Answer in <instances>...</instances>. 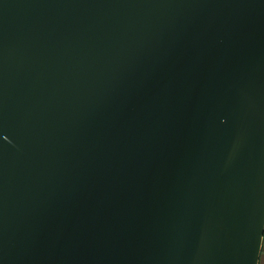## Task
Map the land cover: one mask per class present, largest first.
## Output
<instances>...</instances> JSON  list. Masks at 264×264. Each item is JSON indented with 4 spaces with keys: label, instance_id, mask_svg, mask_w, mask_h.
<instances>
[{
    "label": "water",
    "instance_id": "1",
    "mask_svg": "<svg viewBox=\"0 0 264 264\" xmlns=\"http://www.w3.org/2000/svg\"><path fill=\"white\" fill-rule=\"evenodd\" d=\"M264 0H0V264H260Z\"/></svg>",
    "mask_w": 264,
    "mask_h": 264
},
{
    "label": "rangeland",
    "instance_id": "2",
    "mask_svg": "<svg viewBox=\"0 0 264 264\" xmlns=\"http://www.w3.org/2000/svg\"><path fill=\"white\" fill-rule=\"evenodd\" d=\"M260 264H264V251L262 248L261 258H260Z\"/></svg>",
    "mask_w": 264,
    "mask_h": 264
},
{
    "label": "crops",
    "instance_id": "3",
    "mask_svg": "<svg viewBox=\"0 0 264 264\" xmlns=\"http://www.w3.org/2000/svg\"><path fill=\"white\" fill-rule=\"evenodd\" d=\"M263 251H264V243H263Z\"/></svg>",
    "mask_w": 264,
    "mask_h": 264
}]
</instances>
